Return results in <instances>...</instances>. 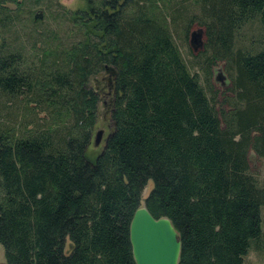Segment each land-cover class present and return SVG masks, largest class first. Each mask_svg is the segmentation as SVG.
Segmentation results:
<instances>
[{
  "label": "trees",
  "instance_id": "trees-1",
  "mask_svg": "<svg viewBox=\"0 0 264 264\" xmlns=\"http://www.w3.org/2000/svg\"><path fill=\"white\" fill-rule=\"evenodd\" d=\"M22 1L0 0V28L18 22L7 5ZM82 1L73 11L56 1L65 38L51 30L49 43L27 49L0 37V97L25 101L37 116L0 124L5 264H135L128 225L147 183L145 208L177 232V264H242L250 248L262 252L264 187L247 150L264 157V0H193L187 22L204 37L198 65L207 72L223 62L227 111L189 70L173 17L155 0ZM42 17L35 11L31 24ZM254 22L257 35L239 41ZM102 72L111 130L91 159L97 96L89 82Z\"/></svg>",
  "mask_w": 264,
  "mask_h": 264
},
{
  "label": "rangeland",
  "instance_id": "rangeland-1",
  "mask_svg": "<svg viewBox=\"0 0 264 264\" xmlns=\"http://www.w3.org/2000/svg\"><path fill=\"white\" fill-rule=\"evenodd\" d=\"M56 1L69 11L83 7L82 0H23L19 7L9 4L7 6L15 11L14 13L17 15L18 22H15L14 26L10 27V29L0 28V37H3L6 43L10 42L15 46L22 45L27 49H29L33 41L37 42V46H42L45 42L49 43L48 37L44 36L50 35L51 30L56 31L59 37L65 38L67 36L68 23L63 22L60 13L57 11ZM155 1L163 12L173 17V20L170 22L173 38L189 70L192 73H197L198 79L206 93L208 95L213 94L215 107L227 111L232 104V93L229 90L228 75L224 69L223 62L215 61L207 72L202 67H199L198 62L204 56L202 55L204 44L203 31L199 39L200 45H195L193 48L189 43L191 32L201 29V26L194 19L190 20V23L187 22L189 17L196 16L197 14V8L193 0ZM46 3H49L50 6L48 11L44 7ZM37 10L42 11L43 17L41 20L31 24L30 18ZM257 33L258 26L254 22L240 29L237 39L246 44ZM107 77L108 73L102 72L92 77L89 82V86L97 96L95 123L86 149V153L91 159L101 150L105 138L111 130L110 109L113 94L108 85ZM24 103L26 102L20 103L17 100L5 101L3 97H0V124L18 127L19 124L23 126L35 120L37 116L34 112L28 111ZM37 115L41 114L38 113ZM98 131H101V134L97 144L94 145V137ZM247 158L250 173L255 178L257 184L264 187V157L257 156L251 148H248ZM149 187L150 183H147L142 190L141 204ZM260 220V226L264 234V205L260 206ZM0 264H5L1 247ZM242 264H264V250L260 252L254 248H250L245 254Z\"/></svg>",
  "mask_w": 264,
  "mask_h": 264
},
{
  "label": "water",
  "instance_id": "water-1",
  "mask_svg": "<svg viewBox=\"0 0 264 264\" xmlns=\"http://www.w3.org/2000/svg\"><path fill=\"white\" fill-rule=\"evenodd\" d=\"M201 35V29L191 32L189 43L193 48L195 45H200ZM100 134L101 131L96 133L94 145L97 144ZM128 240L135 264H177L178 262L180 243L176 230L167 217L154 218L143 203L132 213L128 225Z\"/></svg>",
  "mask_w": 264,
  "mask_h": 264
}]
</instances>
